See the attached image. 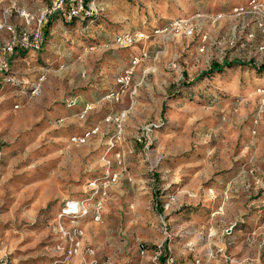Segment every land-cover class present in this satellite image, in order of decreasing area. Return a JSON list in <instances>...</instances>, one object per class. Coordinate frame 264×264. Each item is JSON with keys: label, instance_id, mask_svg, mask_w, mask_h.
I'll return each mask as SVG.
<instances>
[{"label": "rangeland", "instance_id": "374dc122", "mask_svg": "<svg viewBox=\"0 0 264 264\" xmlns=\"http://www.w3.org/2000/svg\"><path fill=\"white\" fill-rule=\"evenodd\" d=\"M50 1L0 0V47L8 26L31 30L21 12ZM86 4L90 16L53 14L41 48L12 54L13 82L0 80V257L160 264V245L174 264L262 262L264 244L238 239L231 200L264 199V73H202L214 61L264 63L259 14L206 0ZM173 18L193 34L155 33ZM115 29L146 37L119 46ZM71 203L78 213L64 212Z\"/></svg>", "mask_w": 264, "mask_h": 264}, {"label": "built area", "instance_id": "2783aa9c", "mask_svg": "<svg viewBox=\"0 0 264 264\" xmlns=\"http://www.w3.org/2000/svg\"><path fill=\"white\" fill-rule=\"evenodd\" d=\"M65 0H51L49 5L43 7L38 15H30L26 12H21L20 15L24 18L26 22H32L31 30H20L8 26L7 29L10 35L1 47H0V80L5 82H13V77L9 73V60L8 56L14 51L15 48L22 50H38L42 44L43 30L46 27L49 19L55 13L60 14L63 18L70 20L74 18H79L82 16H90L94 13L96 8L91 5L86 4L83 0H76L71 2L68 7L65 6ZM246 8H250L252 12L259 14L258 26H262L264 22V1L260 0H249ZM243 7L235 8V11L241 12ZM181 32L185 36H191L193 34V28L188 23V20L177 18L171 20L162 29L155 30V33L160 32ZM146 37L143 33H137L134 35L121 34L115 36V42L119 46H126L134 41L140 40ZM138 38V39H137ZM204 37L202 38V40ZM144 55V54H143ZM138 60H132V63H136ZM131 71L127 70L124 76L118 78L120 84L125 85L128 80ZM118 98V94H115V99ZM158 254L161 252V246H157ZM174 260L171 256L167 257L165 264H173ZM0 264H10L6 258L0 257Z\"/></svg>", "mask_w": 264, "mask_h": 264}, {"label": "crops", "instance_id": "0c3cea01", "mask_svg": "<svg viewBox=\"0 0 264 264\" xmlns=\"http://www.w3.org/2000/svg\"><path fill=\"white\" fill-rule=\"evenodd\" d=\"M88 1H90V0H88ZM206 1L209 4V6H211V7H213V5L215 3H218L222 6V8L227 9L229 7H232L235 3L236 4H242V3L246 2L247 0H206ZM260 1H264V0H260ZM56 20H58V18ZM173 20H174V18H173ZM115 27H116V25H115ZM49 29H50V27H48L46 29V32ZM123 29L125 30L124 32H127V30L129 28H123ZM123 29H122V31H123ZM111 32L113 34L114 33L117 34L116 29L114 31H111ZM120 32H121V29L118 30L119 34H120ZM121 33H123V32H121ZM115 34H114V36H115ZM45 35H46V33H45ZM45 46H46V44L44 45V49H45ZM233 199L231 200V202H233V201L236 202V203H234L235 206L237 207L236 209L238 210L239 214L242 216L241 217L242 218L241 219V222H242L241 229L243 232H242L241 236L238 237V239L241 240V243H242V245L245 246V248H248L247 246L249 243L252 244L251 246L253 248L260 246V244L263 245L264 244V236H263L264 229H262L260 226V224H261L260 223V220H261L260 217L264 216V214H263V210L259 207L262 206L261 202L264 201V199L260 198V197L256 198L255 202L257 203L256 205L258 206V208L257 207L255 208L256 205L253 208H248V205L245 204V202L247 200L246 195L242 191H240V192L237 191V195L234 196ZM244 218H247V220ZM258 219H260V220H258ZM251 264H264V260L262 262H260V260H256L254 262L252 261Z\"/></svg>", "mask_w": 264, "mask_h": 264}, {"label": "trees", "instance_id": "16d2710c", "mask_svg": "<svg viewBox=\"0 0 264 264\" xmlns=\"http://www.w3.org/2000/svg\"><path fill=\"white\" fill-rule=\"evenodd\" d=\"M248 1H246V3H242V4H238L236 7H245L248 5ZM84 2H88V0H84ZM70 5V3H65V6L68 7ZM50 26V21H48L46 27L43 30V33H46V29ZM41 48V47H40ZM39 48V49H40ZM26 52L22 49L19 48H15L14 51L8 56V60L10 63V59H11V55L12 54H18L21 55V53ZM249 66L251 69H253L256 73H264V63H261L259 65H256L255 63H253L252 61H242V60H223L221 62H211L209 68L205 71L202 72L203 74H211L213 72L215 73H221L223 72L224 69H232L234 66ZM10 70V68H9ZM10 73V72H9ZM2 82V81H1ZM186 85L185 83H182L181 86ZM157 194V193H156ZM158 195V194H157ZM167 249L163 247V249H161L160 252V258H159V262L160 264H165V260L167 257H169L170 255L166 253ZM174 264V263H173Z\"/></svg>", "mask_w": 264, "mask_h": 264}, {"label": "bare ground", "instance_id": "6f19581e", "mask_svg": "<svg viewBox=\"0 0 264 264\" xmlns=\"http://www.w3.org/2000/svg\"><path fill=\"white\" fill-rule=\"evenodd\" d=\"M64 212L66 213H78L79 212V208L75 203H71L70 206H68V208L64 209ZM85 214V213H84Z\"/></svg>", "mask_w": 264, "mask_h": 264}]
</instances>
